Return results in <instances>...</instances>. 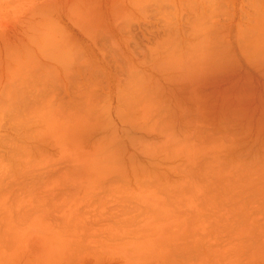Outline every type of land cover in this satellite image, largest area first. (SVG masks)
<instances>
[{
	"label": "rangeland",
	"instance_id": "374dc122",
	"mask_svg": "<svg viewBox=\"0 0 264 264\" xmlns=\"http://www.w3.org/2000/svg\"><path fill=\"white\" fill-rule=\"evenodd\" d=\"M92 1L94 4V1L99 3L100 0ZM102 1L105 2L107 0H101L100 3H104ZM223 1L229 2L228 0ZM240 1L241 0H231L232 6L234 7H229V3L227 2V6L222 4L223 7H205L210 10L207 12H204L202 7H192V9L185 7V10L200 12L198 17L191 18L192 25L194 23L196 24H194L195 26L190 30V36L196 35L194 29L197 28V26L199 27L202 24L208 25L211 22H216V26L221 27L227 24L229 19L233 18V15L234 17L239 14L241 15L244 10L246 12L245 15H247L245 17L246 19H248V14H251L250 17L255 18L258 12L252 7H244L243 9ZM66 2H68V0H0V36L6 38V40H3L4 37L0 38V41H2L0 47L3 45L5 46L7 41L10 42L11 40V43H13L21 40L23 37L22 33L25 31V26L24 28L22 27L24 25V19L27 15L26 13H28L32 7H41L43 4L42 7H48L49 5L50 8L44 10L47 12V16L54 18L60 5H67ZM8 4H10L9 7ZM90 8L92 12L97 14L105 10H103V7ZM111 9H113L112 11L114 14L125 15L126 17L129 15L132 18L128 17L133 22V26L137 31H135V38H137V40H134L137 44H135L134 41L131 42V46H135L134 48H136V50L133 48L134 53L129 57L127 65L130 64L139 72L134 75L144 76L146 69L154 64L155 58L156 60L158 59L149 52L155 48L157 41L158 43L159 41L161 42V40L165 39L163 37L170 34L167 28L164 29L161 26L158 29L161 31L167 29L166 32L168 33L166 35V32L163 34V32L157 29L155 30L152 24L153 30V28L148 26L149 24H147L146 21L151 22L154 20V22H159L161 24H164L167 20L174 22L176 19L175 17H177L174 13V8L145 7L143 9H137L133 7H112ZM186 13L188 12L184 14ZM24 14L26 15L24 16ZM235 21L238 22V19L235 18ZM243 22H246V20H243L242 23ZM17 24H20L21 27ZM138 25L142 26V31L144 30V32L141 33V31H139ZM189 29L187 28V30ZM146 32H148L149 35L146 34ZM9 33L10 36L7 35ZM144 34H146L148 38L144 37ZM173 36L171 37V34L167 36L168 38L171 37V40L166 37V40H164L165 43L162 41V45L159 43L157 44L159 47L156 48H160L161 50L163 45H166L165 47H171V49L176 47L177 36L176 38H173ZM149 37L151 40L153 37L155 38H153L154 43L153 41L150 42ZM152 43L155 46H153ZM197 44L201 43L191 41L190 46ZM147 45L153 47H149V49L152 48L149 52L148 50L144 51ZM155 50L151 52L158 51ZM161 52H163V50ZM161 52L159 51L160 54ZM158 57L160 58V56ZM196 57L197 54H194V56L192 55L190 57L192 58L190 62L195 61ZM112 71L115 72L114 68ZM104 74L107 73L100 72L97 69L93 75V84L91 87L92 100L89 102L91 105L90 108L78 111L77 121L74 116H70L72 120V129H75L73 135H62L52 132L46 136H41L34 128L35 122L32 121L34 120L33 116L42 109V107H45V104L47 109L54 110L57 108L59 103L57 101L59 91L55 88L47 93V96L51 98L54 97V100L50 99L45 104L44 102L30 104L28 102V104L23 107V110L21 109L22 113L20 112L19 117L6 115L4 118H0V240L1 242L2 240H9V243L5 241L8 243L5 247L3 243L1 248L4 249V253L0 252V254L6 256L9 251H12L14 252V256L17 254V259L18 257L21 258L20 255L22 253L20 255L18 254L23 252L21 246L20 252L15 251V247L13 249L14 251L11 250L14 246L12 245L14 244L12 242L14 241L12 237L14 235L15 239V234L19 233L17 232V228H15L18 225V228L21 229V227H24L22 229L28 230L26 231L28 233H23L21 230L18 235L22 232V236H26V238L29 239L32 235L34 238L35 235L37 236L35 238L38 239L35 241H38L39 245V249L34 252V255L30 254L29 251L26 252L27 249L24 251L26 255L22 257L25 258V260L21 258L20 262H15L17 259L9 252L12 258L8 256L9 261L6 262L7 258L5 257V260H2L0 264H4V262L5 264H187L186 262H188V264H199V262L200 264L201 262L203 264H215L216 261L217 264L220 260V264H264V245L262 247V244H264V239L262 238L264 237V194L262 193L259 195V189H254L259 187L253 188L249 185V189H254L252 190L253 192L249 191V189L247 190V186L244 188L245 191L251 192L250 195L254 196L255 190H258L257 194L259 196L252 197L248 193L246 195L247 198L244 195V191L242 193L240 189L242 187L237 186V189L234 190L235 193H237L236 191L238 188L239 190L238 193L235 194V197L239 194V197L237 196L238 199H242V203L239 205L238 199H235L236 203L234 202L235 197L232 199L234 195L233 191L232 196V193L229 192L231 184L236 182L235 179L239 183L242 182L240 185L245 186L244 183H246L247 180L252 177L251 182H253L254 177L257 179L256 177L259 176L258 174H261L262 170L259 173V168H262L264 164L260 165L258 163H260V161L262 162V160H257L256 163V160L252 161L251 157L253 151H256L253 150V147L257 148L261 145L249 144L248 148L242 137V139L239 140L241 136L239 133L237 134L239 135L238 138H236V134H229L235 137L233 139L231 136L229 137L227 133L222 134L218 131L212 132L211 130L209 132V130H206V134L203 131L205 129L203 126L206 125V123L203 125V122L215 118L212 110L207 107H201L202 109L204 108V111H199L195 108L196 106L192 104L190 106L193 108L188 107L185 109H190L191 115L174 117L166 107L164 108L158 96L154 98L146 94H144L143 97L133 96L124 85L118 87L120 88L118 90L117 87L107 84V78ZM121 75V77L126 80V75ZM109 82H111V80ZM109 92L112 94V97H110ZM151 103L157 106L159 111L148 116V118H144L141 116L142 110L144 106ZM254 107L258 108L256 104L253 106V109L258 110ZM185 113L186 112H184V114ZM255 113L258 112L255 111ZM262 136H264V130ZM154 139L157 141L160 140V145L159 142ZM151 140H153V142ZM168 140L173 141L169 145L166 143L168 147L162 149V143ZM236 140H239L238 146L236 145L238 144ZM242 140L244 142L243 144L240 143ZM150 141L152 143L157 142L158 144H155L160 146L157 147L156 145L157 149L160 148L155 152L157 154L154 157L147 156L144 158L137 155L136 150L138 149V152L142 150L138 144L141 142L144 144L147 142L150 143ZM232 143H234L233 146ZM227 145H229L228 148H226ZM243 145H245V147ZM220 147H225L224 149L227 150L222 151L224 152L222 153L223 161L220 159V161H222L221 163L219 162L220 165L216 164V167L220 166L217 167L219 170L217 169L216 172V169H214L216 167H207V165L213 164L212 166H215V163L210 162L212 161L214 150ZM245 148L249 152V154H247L249 156L246 155L247 158L244 157V161L242 157L244 153L247 152H245V150L242 151V149ZM239 149L244 153L239 152ZM260 149H262V147H260ZM186 151H188V154L197 157V160H195L196 162L193 161L189 165V163L184 160ZM239 161L241 163L244 161L245 164L243 163V165L250 168L247 167V169L244 166L239 169V172L242 173H237V175L239 174L240 176L246 177L245 179H240L239 175L235 178L232 173H229L233 170V167H236L234 169L237 170V167L239 168L242 166L241 163H239L241 164L240 166H237L239 165L237 163ZM184 163H186V165H184ZM249 163H251L250 166ZM253 164L255 167L259 168H254L252 166ZM207 168H209V172ZM251 168L252 171L254 170L256 172V175L254 174L255 172L253 173L251 171ZM185 169L186 171L187 169L192 170H188L190 172L187 171L186 173ZM211 169H214V171ZM244 169H247V171L251 173L248 172V174H246ZM203 171H206L209 175ZM211 171L214 172V174L216 172V175L213 176H216L218 179H212L213 173H211ZM234 171L235 170H233V173ZM218 173L226 176V179H230L228 184L225 181L226 179H223ZM229 174L232 176L231 178ZM246 175L249 177L247 178ZM261 175L263 176V174ZM209 176L211 177L210 183L213 181L214 185L213 183H209ZM221 178L225 183L221 181ZM215 179L218 180L216 181L217 183ZM232 179L234 182L231 181ZM239 179H244L245 181H240ZM259 180H261V178ZM199 181L202 185L203 183L206 184L207 181L208 184H210L205 185L210 192L202 191L204 196L196 194L197 189L195 184H197V182L200 183ZM256 181L257 180L254 181V184ZM262 181L264 182V179ZM179 182L183 183V185L182 183L181 185L184 190L179 186ZM230 182L232 183L230 184ZM238 182H236V184ZM263 182L260 183V186H264V184H262ZM188 183L189 186L187 185ZM258 183L259 182L256 183L257 186ZM168 184H170V186ZM201 184L199 185L202 186ZM175 185L177 187L179 186V189H173L177 188ZM185 185L186 188H184ZM190 185H193L195 188L193 186L190 187ZM199 185L197 184V187ZM172 186L173 188H170ZM216 186H220V188ZM198 188L202 189L204 187ZM172 189L174 191H172ZM211 191H214V193ZM239 191L243 195L240 194ZM41 192L44 193H42L44 196L40 195ZM209 193H212V195ZM151 197L152 200H149ZM211 197L214 198L215 203L213 202V198L210 202L207 201ZM153 198L157 200L154 202ZM230 199L235 203L234 205L232 203V206H229L231 203ZM29 200L32 202V204L30 202L32 206L27 203ZM145 200H149V202H153L152 204L157 205L155 208H158V211L149 207L148 203L144 202ZM217 201L222 204V207L223 205L224 207L226 206V212H224V214L222 213L224 210L222 209L221 212L219 208L220 216L218 214V216L215 215L218 207H221ZM237 203L241 206L238 209H236V207H239L236 206ZM20 204L24 206V208L20 207ZM36 204H41L42 206H36ZM213 204L218 206L215 207L216 210L212 208L214 206ZM211 205L213 206L211 207ZM17 206H19V209L16 208ZM25 207H27V209H33L32 211L38 208L36 212H33V217L37 215L38 218H30L29 214L31 213L32 217V212L28 214L23 213L27 211ZM39 207H41V210ZM22 208L23 212H21ZM198 208L201 209V215L199 213L195 214V210ZM234 209L238 211L240 209L241 213L235 210V214L232 212ZM17 211H19L18 216L16 215ZM244 211L245 214L243 217L242 212L244 213ZM14 212L16 213L15 215ZM20 212L21 214L19 215ZM213 214L214 216H212ZM231 214L234 216L237 215V220L242 221V225L239 223L241 228H243L239 230L240 234L237 233L238 230H236L239 226L237 225L238 223L236 224L237 226L233 224L236 218L233 220L232 218L234 216L232 215V218L229 216ZM187 215L189 218L186 217ZM203 215L204 217H202ZM12 216L14 220L11 218ZM16 217L22 218H20L21 221L19 219L18 224L16 222L18 218L16 219ZM226 217L227 219H225ZM24 218L29 219V222L27 221L28 224L26 222L24 223L26 224L25 226H23ZM7 219H9V223L12 220L10 224L11 226L15 224L16 226L14 225L15 227H13L16 230L11 228L10 224L6 222ZM30 219H34L33 222H30ZM185 219L189 220L186 221ZM35 220H38V223ZM13 221H15L14 224ZM216 222L220 227L216 225ZM235 222L237 221L235 220L234 223ZM7 223L9 226H7ZM29 223L32 226L29 225ZM225 225L228 227L227 229ZM251 225L255 226L252 228L250 227ZM232 228L234 229L232 230ZM246 228H251V230H247ZM252 230L254 234L250 232ZM241 231L246 233H242V236ZM185 232H187L188 235ZM207 233H209V235H207ZM231 233L237 235L233 236ZM189 234L190 239L196 238V240L194 239L193 241V243H195L194 246L192 243L193 239L188 240L189 238L186 237V235L189 237ZM246 234L250 237H246ZM239 235H241L240 239ZM202 237L204 239H202ZM253 237L255 240H253ZM242 238L246 243L247 240H249V243H244ZM187 240L189 244L186 242ZM141 241H152L157 244L142 248L141 250L136 249L135 243ZM204 241L206 242L204 243ZM239 241L240 244L237 245ZM255 242L257 244H255ZM196 243L198 245H196ZM231 243L235 244V247ZM186 244L187 246L183 248ZM226 245L227 247H225ZM6 246L7 250L5 249ZM188 246H192V248L189 247V250L187 248ZM223 246L225 248H223ZM257 247L260 250H257ZM227 248L230 250H227ZM182 249H185V251L183 250V252ZM219 250L222 251V254ZM250 250L253 252H250ZM254 250H256L255 253ZM28 253L30 256H28ZM257 254L263 255L258 256ZM2 255H0V257H3ZM211 256H213V258ZM257 256L258 258L261 256L259 258L260 260L256 258ZM26 258H28V260L31 259V262H26ZM181 258H183V261L185 260L184 263H182L183 261H181ZM202 258L208 263H206L205 260L200 261ZM261 258L263 259L261 260ZM213 259L215 261H213ZM212 261L214 263H212Z\"/></svg>",
	"mask_w": 264,
	"mask_h": 264
},
{
	"label": "bare ground",
	"instance_id": "6f19581e",
	"mask_svg": "<svg viewBox=\"0 0 264 264\" xmlns=\"http://www.w3.org/2000/svg\"><path fill=\"white\" fill-rule=\"evenodd\" d=\"M100 1H99V3H96L94 1V4H93L92 0L91 1L90 0H68V2H66L67 5H65V6L64 5L61 6L59 4L60 7L58 6L59 8H58V11H56L54 18L47 16L48 14L44 9H49L50 7H49V5H48V7L47 6L42 7L44 4L41 7H32L31 10H29L28 13H26L27 15L24 14V16L25 15L26 16H25V19L23 18L24 19V25L22 27L24 28V26H25V31H23V33H22L23 37L21 38V40L19 42H13L12 41L13 43H11V40H10V42L9 41L6 42L5 46L3 45L2 47H0V118H4L6 115H8V116L13 115V117H19L20 112L22 113L23 107H25L28 104V102H29V104L30 103H37V102H44V104H45L50 99L54 100L55 98L54 97L51 98L50 96H47V93L51 89L55 88L59 91L58 99H57V101L59 103H58L57 108L54 110L47 109V106L45 104V107H42V109H40L38 112H36L35 115L33 116L34 120H32V121L35 122L34 128L37 131V133L41 136H46L48 134H51L52 132L60 133L62 135H66V134L73 135L75 129H72V126H71L72 120L70 119V116H74L76 121H77L78 111H80L81 109L87 110L90 108L91 105L89 102L92 100L91 87L93 84V75L96 72V70L98 69L100 72L107 73L104 75L107 78V84L109 86L111 85V86H115L118 88V87H122V85H124V87L127 88L128 91H130V94L133 96L143 97L144 94L148 95L149 97L152 96L153 98L158 96V98L161 99L162 104L164 105V108L166 107L168 109V111H170L172 113V115L174 117H180V116L182 117L183 115H186V116L191 115V110L190 109L185 110V109L188 107L193 108L192 106H190L192 104H194L196 106L195 108L199 111H204V108L202 109L201 107H207L208 109L212 110V113L214 114L215 118L203 122V125H204V123H206V125L203 126V127H205V129L203 128L204 129L203 131L205 132L206 130H209V132H210L212 130V132L218 131L222 134L227 133V135H229V134L235 135L236 134V136H237L236 138L239 137V135H237L239 133L241 135L239 140L243 138L244 142H245V144H247V146L249 144H254V145L260 144L261 145L260 147H262V149H260V147H257V148L253 147V150H256V151L252 150L253 153H252L251 157H252V161L256 160V163H257V160L258 161L262 160V162L260 161V163H258V164H260V165L264 164V136H262L263 130H264V122H263L264 121V0H241L240 1L241 7H243V9H244V7H252L255 11L258 12V14L255 16V18L250 17L251 14H248V19H246L245 17L247 15H245L246 12L244 10L245 13L243 12L241 15L239 14L235 17L233 15L232 16L233 18H230L228 23L225 25H222L221 27H217L216 22H211L208 25L202 24L199 27L197 26V28L194 29V32H196L195 36H190L191 35L190 30L195 26L194 24H196V23H194L192 25L191 18L198 17V14H200V12H194V10H185L184 8L188 7V9L189 8L192 9V7H202V10L204 12L205 11L207 12L210 10H209V8H205V7H223L222 4L226 5L227 3H229V7L230 6L234 7V6H232L231 0H228L229 2L223 1V0H107L105 2L102 1L104 3H100ZM112 1H114V2H112ZM18 2H20V1H18ZM240 2H238V3H240ZM62 3H63V1H62ZM9 5L10 4H8V7H9ZM55 6H57V5H55ZM226 6H224V7H226ZM27 7H28V5H27ZM51 7H54V6H51ZM90 7H103V10L104 9L105 10L102 13L97 14L95 12H92ZM112 7H126V8L133 7V8H137V9H140V8L143 9L145 7H173L174 8V13L177 16V17H175L176 19L174 22H172L171 20H167L166 22H164V24L163 23L161 24L159 22H154V20H152L151 22H148L145 20L147 22V24H149L148 26H150V28H153L152 27V24H153L155 27V30L156 29L158 30L161 26L164 29L167 28L169 33L171 34V37L173 35H175V36H173V38L174 37L176 38V36H177V38H176L177 44H175L176 47H174L172 49H171V47L170 48L165 47L166 45H163V47L165 49L163 47L161 50H160V48L157 49L159 47V45H157V44L161 43L160 45H162V41L166 40L167 36H170V34L167 35V33H168V32H166L167 29L165 31L164 30H162V31L158 30V31L163 32V34L166 32L165 34L167 36L163 37V38H165L164 40H161L159 38L161 40V42L159 41V43H158V41H157L155 44L156 46L153 44L154 43L153 40L156 37L154 36L155 38L153 37L154 39L152 38V40L149 37L150 42L153 41L152 44H153V46H155V48H153L151 45L150 46L147 45V47L145 48L144 51L148 50V52H149V50L152 48H153V50H151V51H154L155 49L158 50V51L155 50L157 53L151 52V51L149 52V53L155 55L158 59L156 60V58H155L154 64H152V66L148 67L146 69V71L144 70L145 71L144 76L134 75V74H137L139 72L136 71L130 64L127 65L129 57L134 53L133 48L135 46L132 47L131 42L134 40H137V38H135L136 29L134 28L133 22L131 21L132 18L129 15L126 17L125 15L114 14L112 11L113 9H111ZM203 11H201V12H203ZM185 12H188V13L184 14ZM128 17H130L131 19H129ZM235 18L238 19V22L235 21ZM243 20H246V22L242 23ZM17 25H20V24H17ZM138 26H139V31H141V33L144 32V30L142 31V26H140V25H138ZM20 27H21V25H20ZM187 28L188 29L190 28V29L187 30ZM153 30H154V28H153ZM21 32H22V29H21ZM146 34H148V32H146ZM146 34H144L145 35L144 37H147ZM7 35L10 36V33ZM7 35H6V37L8 39ZM18 36H20V35H18ZM1 37L2 36H0V38ZM171 37H169L170 40H171ZM169 38L167 37V39H169ZM176 39H174V40H176ZM3 40H6V38L4 37ZM191 41L201 43V44L190 46ZM1 42L2 41H0V43ZM134 42H135V44H137L136 41H134ZM163 43H165V41ZM139 44H141V43H139ZM149 47H152V48L149 49ZM134 49L136 50V48H134ZM162 50H163V52H161ZM159 51L161 52V54L159 53ZM194 54H197L196 60L193 62H190V60L192 59L190 57L192 55L194 56ZM157 55L160 56V58H162V59H160ZM159 60H161V61H159ZM191 64H192V66H191ZM113 68H114L115 72L112 71ZM121 74L126 75V80L121 77L122 76ZM110 80H111V82H109ZM119 89L120 88H118V90ZM109 94H110V97H112V94L110 92H109ZM254 103L258 106V108L257 107H254V108H257L258 110L253 109V106L255 105ZM183 104L186 106H184ZM157 111H159L157 106L153 105L152 103L149 105L147 104L146 106H144L142 113H141V116H143L144 118H148V116L155 114V112H157ZM255 111H257L258 113H255ZM24 112H26V111H24ZM184 112H186V113L184 114ZM202 113H204V112H202ZM197 116H198V114H197ZM28 119L30 120L29 117H28ZM200 133H201V130H200ZM202 134H204V133H202ZM243 135H244V137H243ZM230 136L231 135H229V137ZM231 137H232V139L235 138L233 136H231ZM154 140H156V139H154ZM239 140H236V142L238 141V144H236V142H235V144L237 146L239 145ZM151 141L153 142V140H151ZM151 141H150L151 144L148 142L145 144L142 142L139 143L138 146H140L142 148V150H140L138 152V149H137L136 150L137 155H140V157H142V158L147 157V156H151V157L153 156L154 157L157 154L155 152H157V150L160 149V148L159 149L156 148V145L158 144L157 142H159L160 140H158V141L156 140L157 142H155V143H157V144L152 143ZM172 141L173 140H168L167 142L165 141V143H162L163 144L162 149H166ZM233 141H235V140H233ZM244 142L242 140V142H240V143L243 144ZM166 143L168 145H166ZM233 144L234 143H232V146H233ZM159 145H160V142H159ZM159 145H157V147H160ZM228 146L229 145H227L226 148H228ZM243 146L245 147V145H243ZM221 147L216 148V150H214V153L212 155V161L213 162L211 161L210 163H215V166H212L213 165L212 164V165H207V167L208 166L209 167L210 166L216 167V164L220 165V163L223 161V157H222L223 154L222 153H224V152H222V151H225L227 149H224L225 147H223V148H221ZM248 148H249V146H248ZM221 149H223V150H221ZM243 150H245V152H247V153L242 152ZM242 151L240 150L239 152L244 153V156L242 157V159H243L244 157H246L247 154H249V152L246 150V148L242 149ZM185 154L186 155L184 156V160L187 163H189V165L191 164V162L197 160V157H194L193 155L188 154V151H186ZM247 156H249V155H247ZM220 159H222V161H220ZM244 161H242V163L240 161L237 162L238 164L239 163L242 164L241 167H239V168L237 167V170L234 169L236 167H233V170H235L234 171L235 174L233 173V170L229 172V173L233 174V177L235 176V178H236V176L239 175V174L237 175V173H242V172H239L240 168H243L244 166L246 168L248 167L246 165H243V163L245 164ZM241 164H239L237 166H240ZM250 164L251 163H249V166H250ZM254 164H255V162H254ZM254 164L252 165L254 168H259V167H255V165L257 166V164H255V165ZM184 165H186V163H184ZM192 166H193V164H192ZM192 166H190V167H192ZM262 166H263L262 168L261 167L259 168L260 169L259 173L262 170L261 174H263V176L261 174H258L259 176L257 175L258 176V177H256L257 179H255V177H254L253 180L254 181L257 180L255 182V184H254V181L251 182V179H252L251 175H250L251 179L247 180L246 183L243 182L245 184V186L240 185L242 182L239 183L236 179H235V181L238 183L236 184V182H235V183H233L234 184L233 185L231 183L234 181H233V179L231 180L232 181V182H230L231 189H233V188L234 189L231 190L229 188V192L232 193V191H233V193H234V195H233V193L231 194V196L233 195L232 199H233V197H235V194L238 193L239 188L236 191L237 193H235V191H234L237 189V186H239V187L241 186L243 188V189L242 188H240V189H241L242 193L244 191L245 197H247L246 195L248 193L250 195V193L253 192L252 190H254V189H259V191L257 190L259 195L262 193L264 194V191H263L264 186H260V183L263 182L262 180L264 179V171H263L264 165H262ZM183 167H185V166H183ZM217 167H220V166H217ZM217 167L214 168V169H216V172H217V169L219 170V168H217ZM208 169L209 168H207V171L209 172L210 170H208ZM214 169H211V170L214 171ZM247 169H244L246 174H248V172H250V171H247ZM188 170L191 171L192 169H187V171ZM185 171H186V169H185ZM187 171H186V173H187ZM190 171H188V172H190ZM212 171H211V173H213L212 176L216 175V172L214 174V172H212ZM251 171H252V168H251ZM203 172H206V171H203ZM252 172L254 173L255 171L253 170ZM219 174L223 177V179H226L225 178L226 176L222 175L221 173H218V175ZM254 174L256 175V172ZM204 175H206V174H204ZM207 175H209V173H207ZM252 176H253V174H252ZM185 177H187V176H185ZM211 177L209 178L210 180L208 179L209 183L211 181ZM231 177L232 176L230 175V178ZM248 177L249 176H247V178ZM214 178H217V177L213 176L212 179H214ZM219 178H220V176H219ZM239 178L245 179L246 177L239 175ZM260 178H261V180H259ZM223 179L221 181H224ZM243 180H240V181H243ZM216 181H218V180L215 179V182ZM225 181L228 184L230 179L228 178ZM225 181L223 183H225ZM257 182H259L258 186L256 184ZM181 183L179 186L181 187V189H183L182 188L183 183H182V185H181ZM185 183H186V181H185ZM212 183L214 185L213 181L210 184H212ZM223 183H222V185H223ZM197 184L199 185V184H201V182L200 183L197 182ZM197 184H195L196 189H197L196 194L203 195L204 191L210 192L209 189L207 190V188L205 186V185H210V184H208V181L206 184H204V183H203V185L201 184L204 187L202 189L206 188L205 190L198 188V187H202V186L199 185L197 187ZM252 184H253V186H252ZM262 184H264V182ZM168 185L170 186V184H168ZM177 185H178V183H177ZM187 185L189 186V183ZM218 185H219V183H218ZM222 185H220V186H222ZM249 185H250V187H253V188L254 187H259V188L249 189V187H248ZM191 186H193V185H190V187ZM220 186L219 187L216 186V187L220 188ZM227 186H230V185H227ZM246 186H247L246 189L247 190L249 189V191H251V192H249L247 190L245 191L244 188ZM175 187H177V186L175 185ZM178 187L173 188V186H172L170 188L179 189ZM262 187H263V189H262ZM165 188H167V187H165ZM170 188H169V190H170ZM184 188H186V185L184 186ZM45 189L47 191L46 187H45ZM173 189H172V191H174ZM165 190H167V189H165ZM257 191L255 190V193H254L255 197L258 195ZM42 193L43 192H41L40 195L44 194V193L43 194ZM212 193H214V191ZM212 193H209V194L212 195ZM239 193H240V191H239ZM242 193H240V194H242ZM216 195H218V194H216ZM47 196H48V194H47ZM237 196L234 198L235 203H236L235 199H238V197H239V196L238 197ZM250 196L254 197L253 195H250ZM242 197H244V196H242ZM212 198L213 197L209 198V200H207V198H206V200L208 202H210V200H212ZM214 198H215V196H214ZM214 198H213V202L215 201ZM43 199H44V197H43ZM45 199H46V197H45ZM30 200H29V202H27L28 204H30V202L32 201V200L31 201ZM149 200H152V197ZM149 200H147V201L145 200L144 202L148 203L149 207L158 211L157 210L158 208L157 209L155 208V206H157V205L152 204L153 202H149ZM155 200H157V199H154V202H155ZM241 200L240 199L237 200V201H239L238 202L239 205H240V203H242ZM230 201H231V203L229 206H232L231 204L233 203V200L230 199ZM243 202H244V200H243ZM235 203H233V205ZM238 203L236 206H239ZM31 204H32V202H31ZM41 204H42V202H41ZM41 204H38V205L36 204V206H40ZM156 204H157V201H156ZM219 204L222 207V204L221 203H219ZM213 205H211V207ZM34 206H35V204H34ZM20 207L24 208V206H22V205ZM215 207H218V206L214 205L212 208H214L216 210ZM221 207H218V209L216 210V212H217V213H215L216 216H218V215L220 216L219 208L221 209V212H222V209L224 210L222 212L223 214H224V212H226L225 211L226 206L224 207V205H223V207L222 208ZM240 207L241 206L236 207V209H238ZM16 208L19 209V206H17ZM23 208L21 209V212H23ZM25 208L27 209V207H25ZM40 208L41 207H39V209ZM37 209H34V211L36 212ZM203 209H204V207H203ZM236 209H234L232 212H234ZM32 210L28 208L27 211L24 210L26 212H23V213L28 214V213L32 212V217H31V213L29 214L30 218L36 217L35 219H37L38 218L37 215L33 217L34 211H32ZM200 210L201 209H199V208L196 209L195 214L199 213L201 215ZM228 210L230 211L229 207H228ZM7 211H9V210H7ZM19 211H17V214L14 212V215L16 214L18 216ZM229 211H228V214H229ZM21 212L19 213V215L21 214ZM236 212H240V209H239V211L236 210ZM242 214H243L242 216L244 217L245 211H244V213L242 212ZM23 215H22V218H23ZM232 215L233 214H231L229 216L231 217ZM212 216H214V214ZM186 217L189 218L188 215ZM202 217H204V215ZM237 217H238L237 215L234 216L233 218L231 217L233 220L236 218L235 220L237 222L234 223L235 220L233 221V224H235V226L239 225V223L241 224V222H242L241 220L240 221L237 220ZM11 218L13 219V216ZM17 218L18 217H16V219ZM20 218L21 217H19L17 219V221H16L17 224L19 223ZM27 218L23 219V224L25 222L27 223V221L29 220ZM21 219H20V221H21ZM225 219H227V217ZM30 220H31L30 222H33L34 219H30ZM38 220H35V221L38 223ZM188 220H186V221H188ZM8 221H9V219H7L6 222H8ZM225 221H228V220H225ZM11 222H12V220H11ZM255 222H256V220H255ZM14 223H15V221H13V224ZM9 224L7 226H9ZM186 224H188V223H186ZM217 224L218 223L216 222V225ZM253 224H255V223H253ZM25 225L26 224H24L23 226H25ZM29 225H31V224L29 223ZM10 226H11V224H10ZM13 226H11V228L14 229V227L16 225L14 227ZM18 226L15 227V228H17V232L20 233L21 230L23 233L28 231V230L22 229L24 227H21V229H20V228H18ZM217 226H219V225H217ZM253 226H255V225H253ZM253 226L251 225L250 227L253 228ZM228 227H229V223H228ZM228 227L226 226V229ZM230 227H232V226H230ZM242 227H244V226H242ZM26 228H27V226H26ZM211 228H212V226H211ZM233 229L234 228H232V230ZM240 229H243V228H241V226L239 225L238 229H236V230H238L237 233H239V234H240V231H239ZM246 229L251 230V228L250 229L246 228ZM14 230H16V229H14ZM230 230H231V228H230ZM29 231H31V230H29ZM252 231H250V232L254 234V231L253 232ZM22 232L20 235H18L19 233L15 232L16 233L15 239H14V235H13L12 240H14V241H12V240L11 241L14 244H12L11 241L10 242L14 246L11 248V250H13L15 247V251L18 252L20 250V246H21V248H22L21 250H23V252L27 249L26 252L29 251L30 254L34 255V252H36L39 249L38 248L39 247L38 241H35V240H38L37 238H35L37 236L34 235V238H33V235H32V237L29 239V238H26L25 235H24L25 237H23ZM26 233H28V232H26ZM185 233L188 235L187 232H185ZM242 233L243 232L241 231V234ZM245 233L246 232H244L243 234H245ZM231 234L233 235V233H231ZM243 234H242V236H243ZM4 235H5V232H4ZM187 235H186V237L189 238L188 240L193 239L192 243H193L194 239L196 240V238L190 239V234H189V237ZM207 235H209V233H207ZM234 235H237V234H234ZM3 236H2V238H3ZM240 236L241 235H239V239H240ZM245 236L248 237L249 235L247 236V234H246ZM262 238L264 239V237H262ZM202 239H204V238L202 237ZM231 239H233V238H231ZM188 240L186 241L187 243H188ZM253 240H255L254 237H253ZM253 240H252V242H253ZM5 241L8 242L9 240H5ZM5 241L2 240V242H1V240H0V248L2 247L3 243H4V247L6 244L8 245L9 242L6 243ZM243 241H244V239H243ZM205 242L206 241H204V243ZM244 243H246V242L244 241ZM247 243H249V240H247ZM11 244H10V247H11ZM135 244H136V249L141 250L142 248L154 246L157 243L152 242V241H147V242L141 241V242H137ZM194 244L195 243H193V246H194ZM235 244H236V242H235ZM235 244H232V245L235 247ZM239 244H240V241L237 245H239ZM246 244H244V245H246ZM255 244H257V243L255 242ZM196 245H198V244L196 243ZM263 245L264 244H262V247H263ZM186 246H187V244L183 248H185ZM255 246H257V245H255ZM189 247L192 248V246H188L187 248L189 249ZM197 247H199V246H197ZM225 247H227V245ZM225 247L223 246V248H225ZM251 247H253V246H251ZM1 249H0V252L2 253L4 251V249L3 248H1ZM5 249L7 250V246ZM202 249H203V247H202ZM228 249L229 248H227V250ZM255 249H256V247H255ZM183 250L185 251V249H182V251ZM257 250H260V249H258V247H257ZM191 251H193V250H191ZM191 251H190V253H191ZM237 251H238V249H237ZM255 251L256 250H254V253H255ZM9 252H11V254L14 253L12 251H9ZM9 252L8 253L6 252L7 253L6 256L0 254L3 256V257H0V259H1L0 263L2 262V260H5L4 259L5 257L8 259V260L6 259V262L9 261L8 256L11 257L10 256L11 254ZM23 252H20L18 254L20 255L22 253L23 255L21 254L20 256L22 259L25 260V258H23L22 256H24L26 254H25V252L24 253ZM196 252H197V250H196ZM220 252L222 254V251H220ZM233 252H234V250H233ZM250 252H253V251L250 250ZM29 253H28V256H30ZM245 253H246V251H245ZM247 254H249V253H247ZM193 255H196V254H193ZM251 255H252V253H251ZM259 255H263V254H259ZM13 256H14V254H13ZM16 256H17V254L14 256V258L17 259ZM258 256L256 258L258 260H260L259 258L261 256L259 258H258ZM181 257H183V256H181ZM211 257L213 258V256H211ZM19 258L20 257H18V259ZM21 258L19 260L18 259L15 260V262L16 261L20 262ZM186 258H187V256H186ZM215 258H217V257H215ZM182 259L183 258H181V261H183ZM262 259L263 258H261V260ZM30 260H28V258H26V262H31ZM203 260H205V259L202 258L200 261H203ZM219 260H220V258H219ZM213 261H215V260L213 259ZM213 261H212V263H214ZM220 261H218L219 263H217V264H220ZM163 262H165V261H163ZM184 262H185V260L182 263H184ZM205 262H206V260H205ZM216 262H215V264H216ZM186 263L188 264V262H186ZM206 263H208V262H206ZM4 264H5V262H4ZM24 264H27V263H24ZM199 264H200V262H199ZM201 264H203V263L201 262Z\"/></svg>",
	"mask_w": 264,
	"mask_h": 264
}]
</instances>
